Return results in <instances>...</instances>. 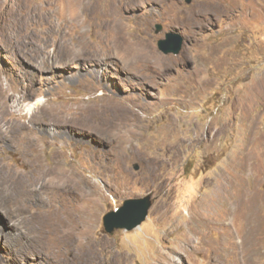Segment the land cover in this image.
<instances>
[{"label": "rangeland", "instance_id": "374dc122", "mask_svg": "<svg viewBox=\"0 0 264 264\" xmlns=\"http://www.w3.org/2000/svg\"><path fill=\"white\" fill-rule=\"evenodd\" d=\"M65 1L0 0V86L16 91L15 103L29 117L43 102L71 111L82 101L100 102L103 93L146 108L140 111L142 123L133 126L140 137L133 141V152L118 157L116 140L100 139L103 117L95 116L92 140L82 135L88 127L75 125L61 135L63 140L44 141L38 159L51 166L60 154L64 168L79 171L97 186L99 207L89 226L99 248L106 250L97 253L101 264H216L212 250H195L200 235L188 229L189 208L218 177L234 196L253 198L264 214V0H102L104 14L109 5L123 6L126 37H146L165 58L167 69L152 79L130 78L118 55L103 67L102 82L81 69L86 54L76 42L79 32L87 42L96 41L97 20L69 26L74 11ZM101 18L104 26L107 16ZM167 34L183 38L178 53L159 49L158 40ZM25 89L31 91L26 100ZM168 123L178 128L175 139L181 138L183 145L163 164L167 151L158 139ZM94 147L103 153L97 160L86 155ZM26 161L17 149L2 152L4 165L22 168ZM147 195L152 205L140 226L105 230L107 212L127 198ZM166 204L168 216L158 218ZM203 231L208 239L220 236L216 228ZM184 233L190 243L182 241ZM259 249L256 261L264 264V232ZM34 254L21 253L20 258L37 264ZM85 257L82 253L79 260ZM218 264L236 263L223 256Z\"/></svg>", "mask_w": 264, "mask_h": 264}, {"label": "bare ground", "instance_id": "6f19581e", "mask_svg": "<svg viewBox=\"0 0 264 264\" xmlns=\"http://www.w3.org/2000/svg\"><path fill=\"white\" fill-rule=\"evenodd\" d=\"M101 1H65V5L71 6L74 11L69 26H86L97 20L94 43L87 42L84 32L77 33L76 42L82 53L86 54L82 57L84 63L81 69L86 70L88 76L101 81L105 77L103 67L115 56L121 55L130 78L140 80L163 76L167 70L165 58L152 47L150 41L142 36L126 37L121 16L123 6L109 5L104 14L99 9ZM160 1L170 3L172 0ZM105 15L107 21L102 26L100 20ZM189 20L190 17L183 19V22L188 23ZM100 85L104 87V84ZM23 95L26 100L31 91L25 89ZM102 96L100 102L82 101L73 110L63 112L59 108L47 107L43 102L37 107V113L29 117L15 103L18 100L16 91L0 86V264L33 261L30 258L27 262L21 260V253L25 252L35 253L37 261L33 263L37 264L102 263L97 253L106 250L99 248L100 241L91 235L90 230V222L99 207L97 186L79 171L64 168L60 154H56L57 159L51 166L38 159L44 141L63 140L61 135L67 129L74 131L75 125L88 127L89 131H84L82 135L92 140L89 133L95 134L97 130L92 120L95 116L103 117L98 132L100 139H115L114 151L118 157L133 152V141L140 138L134 127L142 123L144 116L140 111L146 106L141 103L127 105L122 99L104 96V93ZM73 118L77 121L72 122ZM177 129L173 123H168L159 132L158 141L167 151L165 160L160 161L163 164L175 158L183 145L181 138L177 136L175 139L179 132ZM78 137L82 140L81 136ZM5 148L19 150L27 159L25 166L15 169L4 165L2 152ZM94 148L89 149L86 155L97 160L103 153ZM232 193L219 176L209 192H205L189 208L188 231L200 235L195 250H212L216 255V264L223 256L232 257L236 264H259L256 259L260 254L259 236L264 232V214L258 210L253 198L246 199L241 194L238 197ZM244 194L248 195V192ZM168 211L166 204L158 211V218H166ZM83 216L85 218L80 224ZM203 228L218 229L219 238H206ZM184 237L183 242H191L186 233ZM237 238L241 239L236 241ZM82 253L86 257L80 261Z\"/></svg>", "mask_w": 264, "mask_h": 264}, {"label": "water", "instance_id": "95a60500", "mask_svg": "<svg viewBox=\"0 0 264 264\" xmlns=\"http://www.w3.org/2000/svg\"><path fill=\"white\" fill-rule=\"evenodd\" d=\"M190 2L191 0H186ZM161 25H157V30H161ZM172 34H167L166 38L158 40V47L164 53H178L182 47L183 38H171ZM138 169L139 166L135 165ZM152 205L151 195L139 198H127L123 204L116 209L107 212L103 216V225L108 233H113L116 229L132 230L140 226L148 215Z\"/></svg>", "mask_w": 264, "mask_h": 264}]
</instances>
